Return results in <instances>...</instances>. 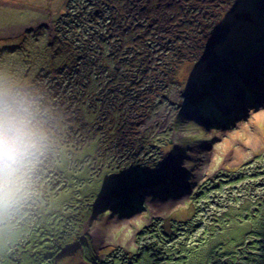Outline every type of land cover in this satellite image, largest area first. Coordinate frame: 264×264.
<instances>
[{
	"label": "rangeland",
	"instance_id": "374dc122",
	"mask_svg": "<svg viewBox=\"0 0 264 264\" xmlns=\"http://www.w3.org/2000/svg\"><path fill=\"white\" fill-rule=\"evenodd\" d=\"M65 1L0 0V45L13 49L0 58V91L25 83L50 63L52 24ZM261 1L232 0L211 58L192 66L189 75L184 68L179 83L157 102L142 126L144 141L155 153L153 168L126 163L121 169L104 167L98 175L95 143L80 151L57 150L52 165L65 188L50 191L48 198L41 191L22 193L21 206L30 210L19 222L31 224L15 237L22 247L17 261L45 260L46 234L47 241L60 238L69 245L80 240L90 264L130 263L125 251L139 255L134 264H155L153 253L157 264H264ZM12 10L23 13L21 18H3ZM31 213L40 218L35 221L38 216L30 218ZM187 222L190 227H183ZM51 226L52 236H47ZM64 226L70 235L63 234ZM4 235L7 231L0 239L2 253L8 248Z\"/></svg>",
	"mask_w": 264,
	"mask_h": 264
},
{
	"label": "trees",
	"instance_id": "16d2710c",
	"mask_svg": "<svg viewBox=\"0 0 264 264\" xmlns=\"http://www.w3.org/2000/svg\"><path fill=\"white\" fill-rule=\"evenodd\" d=\"M231 4L232 0L65 1L63 13L52 24L50 63L25 83L0 91V101L30 120L40 145L28 183L10 206V216L9 207L0 210V230L7 231L4 238L8 244L6 253L0 251V264H33L28 257L18 261L16 257L22 247L15 237L31 224L19 222L23 212L30 210L21 206L20 198L26 189L41 191L48 198L51 192L65 188L61 173L52 165L59 148L80 151L95 143L93 169L98 175L104 167L121 169L126 163L154 167V152L144 141L142 126L157 102L179 83L181 71L186 68L189 75L192 66L211 57L225 29L222 17ZM11 12L6 11L3 18L18 19L23 14ZM12 50L0 45V58ZM200 96L197 98L202 101ZM35 216L37 221V214L30 218ZM235 217L243 218L236 213ZM69 224L66 221V226ZM66 226L63 234L70 235L64 231ZM53 227L47 236H52ZM183 227L190 225L187 222ZM4 233L0 232V239ZM43 238L47 257L34 264H90L80 240L69 245L60 238L47 241L46 234ZM65 248L68 253L62 254ZM124 256L131 258L124 264L139 257L129 251ZM150 258L157 264L156 253Z\"/></svg>",
	"mask_w": 264,
	"mask_h": 264
},
{
	"label": "clouds",
	"instance_id": "9594fccd",
	"mask_svg": "<svg viewBox=\"0 0 264 264\" xmlns=\"http://www.w3.org/2000/svg\"><path fill=\"white\" fill-rule=\"evenodd\" d=\"M39 151L30 120L0 101V210L11 206L27 185Z\"/></svg>",
	"mask_w": 264,
	"mask_h": 264
},
{
	"label": "bare ground",
	"instance_id": "6f19581e",
	"mask_svg": "<svg viewBox=\"0 0 264 264\" xmlns=\"http://www.w3.org/2000/svg\"><path fill=\"white\" fill-rule=\"evenodd\" d=\"M261 5H262V7L264 8V0L261 1ZM26 29L31 31L33 28H32V26H30V28H26ZM221 40H222V37H221ZM221 40H220V42H221ZM220 42H219V44H220ZM219 44H218L217 46H219ZM217 46H216V47H217ZM211 56H212V55H211ZM210 58H211V57H210ZM210 58H209V59H210ZM209 59H208V60H209ZM208 60H207V61H208ZM207 61H206V62H207Z\"/></svg>",
	"mask_w": 264,
	"mask_h": 264
},
{
	"label": "crops",
	"instance_id": "0c3cea01",
	"mask_svg": "<svg viewBox=\"0 0 264 264\" xmlns=\"http://www.w3.org/2000/svg\"><path fill=\"white\" fill-rule=\"evenodd\" d=\"M2 7H4V6H2Z\"/></svg>",
	"mask_w": 264,
	"mask_h": 264
}]
</instances>
